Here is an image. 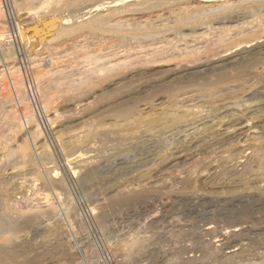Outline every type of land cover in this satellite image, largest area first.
Listing matches in <instances>:
<instances>
[{"label":"rangeland","instance_id":"374dc122","mask_svg":"<svg viewBox=\"0 0 264 264\" xmlns=\"http://www.w3.org/2000/svg\"><path fill=\"white\" fill-rule=\"evenodd\" d=\"M5 1H6L5 4L7 7L5 8V11H6L5 16L2 17L3 20L0 18L1 19L0 20V24H1L0 25V27H1L0 31H2V33H4L3 31L5 30L7 35H10L7 38V41H5V43L3 44V45H5V49L9 47L8 49H12V50L14 49V50H13V55H12L13 57L11 56L10 58H4L1 56L0 70H5L6 65H7L8 69L9 68L11 69V68L17 67V66L19 68L21 67L20 70L22 72L21 73L22 80H23V83L25 84V88L27 90L26 92L28 95H26V99L24 101L26 103H23L24 99L22 100V98L20 100H17L16 99L17 97L13 91V86L10 85V84H12L11 81L13 79L12 78L13 76L11 78H9L8 75L2 77V74H0V103L2 104V105L0 104L1 105L0 106V144H1L0 148L5 143H7L8 148H10V147L14 148V149L16 148V140H14V138L17 139V137H18V132H19V127L17 126V125H19L18 123L25 125V127H22V129L24 128V130L22 131V134L26 133V131H28V130H32L33 128L35 129L36 128L35 126L38 124L40 130H42L41 131L42 136L36 138L37 141H35L34 143L31 142L32 146H34L36 144V146H38L36 148L39 149L43 143L47 142L48 148L45 150L48 153H50L51 155L55 156L54 158H52L54 162L48 164L50 166L46 165V167H45L44 165L43 166L38 165V167H37L30 162H26V163L21 164L20 158H19V162H18V160H17L18 158L16 156L14 158L8 159L9 161L7 160V157L6 158L4 157L5 159L3 161V159L0 155V167L5 169V170H3V173H2V177L4 176L3 177L4 182H5L4 185L6 186L5 190L8 188L7 189L8 191L13 192L12 190L14 189V192L17 193L16 197L19 198L20 200L23 197L24 198H28V197L30 198L31 197L29 200H31L35 197L34 200L30 201V203L34 204L35 202H37L36 200H38L40 202V203L37 202V203H39L38 206H41V207H44V205L46 206L47 204H50V203H56L57 206H59V204L61 202L64 203L63 206H59V208L57 209L58 210L57 214L59 217L58 216L54 217L52 219L53 221L51 220V222H50V223H54L57 220L62 221V223L59 222V223H61L62 228L60 229V231L57 232V234L60 233V235L56 234V236L58 238H56V236H54V240H52V239H45L41 235L36 237L35 234L32 232L21 233V235H20L22 237L21 238L22 240L31 241L33 238H35V242L36 241L37 242L38 241L43 242V243L38 245V249H37V252H40L42 255H45L43 257L44 262H42V263L43 264H65V262H66L65 258L67 256V254H69V255L72 254V256L75 257V260H73V262H72L73 264H81V263L82 264H177V263L183 264L184 262H185L184 264H187V263L188 264H190V263L191 264H217L219 261H217V263L215 262V256L213 257V254H212L213 258L211 256H210V259L209 258L208 259L203 258L204 253H206L207 251L213 250L212 248H214L215 245L217 246L218 249H220L219 251H221L220 254H217L218 257H221L223 254H225L223 252H225L226 250H227L226 252H229L232 250H238L239 249L237 252H235L237 254L234 256L235 258L233 257V259L231 261H229L230 263L233 262V263L237 264L238 261H240V260H241V263L245 262V264H246V262L252 263V264H254V262H255V264L257 262H259V263L263 262L264 263V255H263L264 254V136H263L264 135V118H262V117H264V95H263L264 94V92H263V90H264V75H263L264 74V69H263L264 68V62H263L264 61V52H262V51L260 52L259 51L260 49H258V51H257L259 53V55H257L258 56L257 58L260 59V57H261V58H263V60H261V59L258 61L253 60L254 58L256 59V56H253L251 58H248V60L240 61L236 64H233L232 66H231V64L228 65L225 63V64H222L223 66L220 68H216L215 66H212L211 68L210 67L203 68V70H200V71H202V72H200V75L197 74L196 77L194 78L195 80H198L199 82L194 83L195 85L193 84V86L190 85L188 87H187V85H186V87H185V85L182 87L183 84L182 83L179 84V85H181V87L178 85L180 89L177 87L176 90L173 93H171V94H174V99L169 98V96L171 94L168 95V93H167V94L163 95L159 92L155 93L154 91L151 93L148 90L147 91H145V90L141 91V96H140V92L139 93L137 92L135 94L127 96L122 101H124V102L129 101V103L126 105L128 107L129 106L134 107L136 110V111L134 110V112H137V113H134L135 114L134 117H131L132 119H130V121L132 123L130 121H129V123L124 122L127 124L126 125L123 122H118V125L121 126V127H119L117 125L116 127L117 128L119 127L118 129H115L116 124L115 125H113V124L115 123V120L117 119L115 114L120 112L119 109L122 107H120L117 111V106L115 104L111 103L115 99V96L120 94L117 92L116 93L110 92L111 94H108L112 87L109 88L110 90H108V93H107V91H105L107 99L104 96V97H102L103 99L97 100V102L93 106V108H94L93 111L95 113L92 114L91 116L88 115V112H89L88 110L85 111L84 108L81 107V105L84 104V102L81 104L77 103L76 98H75L79 94H80L79 96H82L81 94L83 93V97L85 94L87 96L86 98H88L87 102L91 101L90 95L95 93V92L97 93L100 90V88H102V86H106L107 82H105V81L108 78L107 76H106L107 78L105 79V81H103L100 85L98 83L97 86H91L92 89L95 87L94 90H92L91 88H89V90H87L89 92H90V90L92 91V92H90V95H89V92L87 94V91L85 93L80 92L81 90L80 91L77 90V92H76V90L69 91V94H68L67 90L65 92V89H62V90L59 89L58 90V88H56L54 86V84H52L53 83L52 80L55 77L53 79L50 77H47V76H49V74H50V76H52V74L56 70L57 71L63 70L64 73H68L69 71L72 72V70L74 72L75 70H77L76 72H74V74H76V78H84V73H83L84 71H86L87 69L92 70V69L98 68L97 65H100V66L103 65L104 61L107 62L109 59L112 58L111 55L114 54V52L115 53L117 52L118 58L121 59L123 57L126 58L128 56V54H132L133 52H134L133 54H135V53L138 54L140 52L143 53L146 51L152 52V50H155V49H153V47L157 48L158 43H160V44H158L159 49L160 48L163 49V47L168 45V44L169 45L166 47H171V45H172L171 48H173V47L175 48V46H173V44L176 45V50H175L176 53L175 52L173 53L174 57L167 59L168 61L165 60L164 62H157L158 64L157 63L151 64V65L155 64L154 66L161 64V66L159 65V67H155L153 69V71L151 72L152 74H155V76L157 77L158 74L156 75V73L161 72V70L164 71V69L168 70V69H171L173 67L175 68V66L178 65V63H185V61L187 59L193 57V55H194L193 58L197 57V59H203V61H205L208 58H212V56H214L217 52L221 51V49L223 50V48L226 46L225 43L228 45L229 44L233 45V43L235 41H237V40H235V38L236 39L239 38L238 40H240V35L242 33L239 34L240 33L239 30L241 27L242 28L244 27L243 29L240 30L241 32H243V34L241 35V40L242 39H243V41H246L245 39L249 40L248 39L249 36H250V38H252L251 34L253 33V30H251V28L255 27L256 29H254V31L257 30L256 22H255L256 25L252 24L254 22V19H252V18H254V17L252 15L250 17V15L246 16L243 13H241V14L237 13V14H234L235 15V17L233 18L234 20L233 19L225 20L224 21L225 24H222L221 26H220V23H214L211 25L207 24V25L200 27L198 30L193 31L191 29L190 30L185 29L183 31L180 30L181 32H179V30H177L178 32H176V31H174L175 29L172 30L174 23H173V21L168 20L167 22H165L163 24V28H161L162 31L159 29V31H161V33L158 35L160 37V38L158 37L159 40L161 39L160 42L157 39V35H156V37L154 39H149V40H146L143 42L132 41V42H129L128 44L124 43V42L120 43L116 38H114V36L111 33H101V31H92V30L87 29V30H84L83 32H81L82 33V34L80 33L81 35H78L79 34L78 33V34H74V36L73 35L66 36V37H63L60 41L50 42L52 44H50L47 40V41L42 42L43 44H41V45L39 43H37L36 47L27 48L26 47V46H28L27 43H26V45H24L23 43H20L21 39H20L19 34H18L17 23H19V24L21 23L20 25L23 26V28L27 31L26 32L27 37L30 38L32 35L31 23L34 21V19H32V18H34L35 10L29 11V10L21 7L20 6L21 2L19 1L18 6H16V7H17V9L22 10V12H20V15L23 19L20 17L21 19H19V20H17V22H15V15L17 13V9H16L15 4H14L15 1L14 0H5ZM161 1L164 4H166L161 9L159 8V9L150 10V11H146V12L142 11V12L132 14V15L126 14V15H124V19L125 20L134 19L136 21H144V20L155 21L156 17L163 16V17L167 18L170 15H172L173 12H177L180 8H187V7L192 8V7L198 6V4L193 0H161ZM187 1H189V2H187ZM222 1L223 0H216L215 2L219 4V2L221 3ZM215 2L213 3V5H216ZM206 5H209V4H206ZM68 12L69 11H63L62 13L61 12L56 13V15L59 14L61 16H64L65 18H70L71 20H73V17H74L75 21H76V19H78V17H80V15L82 17L84 15L83 11H81L83 14L80 12V15H79V12L70 11V13H72V14H69ZM31 13H33V14H31ZM73 14H74V16H73ZM27 15H29V18ZM95 15H97V14H95ZM237 15L238 16L240 15V16L238 17ZM82 17H80L79 20H77V22L81 21ZM245 18H246V20L248 18L251 20L248 19L247 20L248 23H247ZM47 20H49V17H47L46 19H43L42 21L44 22ZM3 24H5V25H3ZM216 24L220 27V30ZM213 25L216 26L217 28L214 27ZM223 25L226 26L225 29L230 28V32L233 31V32H231V35H232V37L234 36L233 37L234 39L231 37L230 33L228 34V36L226 33H224L225 29H223ZM239 26H240V28H239ZM234 27H236V28H234ZM249 27H251V28H249ZM237 29H239V30L237 31ZM246 29L247 30L250 29L251 32L250 31L248 32ZM222 30H223V32H222ZM236 31H237V33L239 32L238 33L239 35L236 33ZM245 32L248 33V34L246 33L247 35L245 34L246 37L244 36ZM249 33H251V34L249 35ZM200 34H204V35H200ZM216 34H218V35H216ZM225 34H226V36H225ZM235 34H236V36H235ZM162 35H164L165 37ZM195 36H197L199 38L201 37V38L199 39ZM230 37H231V39H230L231 41L229 40ZM242 37H245V39ZM195 38L197 40L198 39L199 40L197 41V40H195ZM222 40H224V41L228 40L229 43H228V41L224 42ZM241 40H240V42H241ZM157 41H158V43H156ZM232 41H234V42H232ZM73 42L76 44H74ZM152 42L153 43L155 42L154 46H153ZM215 42H217V44H215ZM240 42H238V43H240ZM119 43H120V45H119ZM220 43L221 44L224 43V44L220 45ZM236 43L237 42H235V44ZM123 44H125V45L123 46ZM199 45H201V46H199ZM216 45H217V48H215ZM223 45H224V47H223ZM228 45L226 47H228ZM139 46L141 47V49ZM143 46H145V47H143ZM146 46H148V49H146L147 48ZM129 47L131 48L130 52H128L130 50ZM166 47H164V48H166ZM226 47L224 48V50L230 48V46L228 48H226ZM79 48H81V49H79ZM192 48H194V49H192ZM197 48L199 49L200 53L198 52V50H196ZM213 48H214V50H213ZM238 48H240V46L235 48L232 51H235ZM139 49H140V51H139ZM187 49H190V50H187ZM201 49L202 50L204 49V50L202 51ZM69 50H71V51H69ZM84 50L90 51V52H92V50H93L92 54L96 55L98 57V60H99L98 62L102 61L101 63H103V64L100 63V64L96 65V62H94V63L93 62H91V63L86 62L83 58ZM98 50L99 51L101 50L100 51L101 53ZM192 51H193V53H192ZM47 52H48V54H47ZM78 52L80 53L79 55H78ZM181 53H183V56L181 55ZM212 53H213V55H211ZM66 55L68 57H66ZM80 55H82V57H80ZM195 55H196V57H195ZM260 55H262V56H260ZM49 58H51V60ZM125 58H123V59H125ZM183 58H185L186 60L185 59L183 60ZM259 61H260V64L258 63ZM16 62H18V63H16ZM37 63L40 64L38 66H41L43 64L42 66L44 68V69H42V66H41L42 71H40L41 73H39V74H37V72L34 71V67L36 66L34 64H37ZM56 63H58V64H56ZM143 64L137 65L138 70L144 71L146 69L145 71H148L149 69H147V67L145 68V66L147 64H145V63H143ZM162 64H167L168 66H166V65L164 66ZM240 65L241 66L244 65L245 67L243 66L244 68H242ZM249 65H250L251 70H254V72H255V73H253V71H252L251 75H250L251 70L248 69ZM147 66H148V68H150L149 67L150 65H147ZM239 66L243 70L238 69ZM246 67H247V70H246ZM219 69L220 70L223 69L224 71L221 70L222 71L221 72ZM255 69H257V70H255ZM262 69H263V71L261 72ZM225 71L228 74V76H227L226 80L220 81L221 80L220 75L224 76ZM257 72L259 75L257 74ZM4 74H8V71H5ZM248 74L250 76H248ZM253 74L254 75L256 74L255 77ZM40 75L42 77H40ZM43 76L44 77L46 76L45 78H47V79L46 80L42 79V78H44ZM158 76L161 77L162 75L161 76L158 75ZM258 76H259V78H257ZM159 77H157V78H159ZM186 77H188V76H186ZM37 78L40 80H38ZM48 78H49V80H48ZM254 78H257L258 80L254 79ZM140 79H141V81H140ZM203 79H204V81H202ZM262 79H263V81H262ZM41 80H43L44 82L43 81L41 82ZM142 80L145 81V77L143 75H139L138 77H136L134 79L133 86L139 85V83H142ZM218 80H219V82H216ZM8 81H10V82H8ZM37 81H40V82H37ZM47 81H48V83H47ZM50 82H52V83H50ZM176 83H178V82H176ZM213 83L215 84L214 85L215 88L213 87L214 90H213V92L211 91L210 93H212V94H210L209 91H210V89H213L212 88ZM50 84H52V85H50ZM8 85H10V86L7 89L6 87H8ZM228 85H229V87H228ZM258 85H259V87H258ZM53 86L55 87V90H53L55 92H51L53 89ZM216 86L219 87L220 93L217 92L219 90L216 91V89H218ZM239 86H241V87H239ZM253 87H257L256 88L257 91L255 89H252ZM49 88H50V90H49ZM201 88H203V89H201ZM259 88L261 90H259ZM186 89H187V91H186ZM228 89H229V91H228ZM248 89L249 90L252 89V90L248 91ZM44 90H46V91H44ZM40 91H41V93H40ZM111 91H113V90H111ZM214 91H216V92H214ZM241 91H242V93H241ZM74 92H75V94H74ZM50 93H55V94L52 95ZM99 93H97V95ZM145 93H148V94L146 95ZM175 93L178 95L181 93L182 94L177 96ZM214 93H215V95H214ZM73 94L75 97L73 96ZM113 94H115V95H113ZM153 94H154V96H152ZM156 94H158V95H156ZM194 94H196V95H194ZM48 95H52L54 98L53 97L51 98V96H48ZM13 96H15L16 103H12L11 99L14 98ZM138 96H139V99L137 98ZM148 96H150V97H148ZM217 96H218V98H217ZM247 96H249V97H247ZM257 96L258 97L260 96V97L258 98ZM9 97L10 98L12 97V98L8 100ZM147 97H148V99H147ZM154 97H156V98H154ZM160 97H162V99H160ZM189 97L192 99H190ZM243 97H245V99ZM27 98H29V99H27ZM50 98H51V100H49ZM69 98H70V100H69ZM71 98L73 99V101ZM187 98L189 100H187ZM201 98H202V100H201ZM238 98H239V101H237ZM240 98L243 100H241ZM82 99L84 100V98H82ZM105 99H106V101H105ZM111 99H113V100H111ZM134 99L138 103H134ZM206 99H207V101H205ZM21 100H22V102H21ZM27 100L30 102L29 104L31 105V107L28 104ZM48 100H49V102H48ZM92 100H93V98H92ZM132 100H133V102H132ZM148 100H150V101H148ZM171 100H172V102H171ZM177 100L180 102L182 101V102L180 103ZM199 100H201V101H199ZM232 100L234 102H232ZM87 102H85V103H87ZM244 103L245 104L247 103V106ZM158 104L160 105V108H159ZM161 104H162V106H164V108L162 107V109H161ZM197 104H198V106H197ZM227 104H228V106H227ZM236 104H240V105H236ZM257 104H259L260 106L259 105L257 106ZM77 105H79V107ZM148 105H149V107H148ZM248 105H251V106H248ZM13 106H14V109H13ZM165 106L167 107V109L165 108ZM173 106H176V107H173ZM138 107H139V109H138ZM151 107H153V108L151 109ZM180 107L183 109L182 111H181ZM214 107H216V108H214ZM218 107H221V108L218 109ZM31 108H32V110H31ZM196 108H199V109H196ZM193 109H195V110H193ZM72 110H73V112H72ZM191 110H192V112H191ZM56 111L58 113H56ZM68 111L69 112L71 111V114ZM169 111H171V112H169ZM30 112L34 115L35 119L37 120L36 121L37 124L35 123V120H34V123H33V121H30V123L28 122V120H27L28 116H30V115L33 116ZM145 112H147V113H145ZM162 112H164V113H162ZM181 112H183L182 115H181ZM200 112H202V113H200ZM27 113H28V115H26ZM68 113H69V115H68ZM195 113H196V115H194ZM156 115H158V116H156ZM153 116L158 117L159 119L161 118V119H160L159 123L157 122L158 124L156 123L154 126H151L148 124V122H149L150 118ZM178 116H179V118H178ZM62 117H63V119H62ZM180 117H181V120L182 119H184V120L177 122V120H175V118L176 119L178 118V120H179ZM139 118H142V119H139ZM188 118H189V120H188ZM48 119L49 120L52 119V120L49 121ZM53 120H55V123ZM240 120H241V122H240ZM25 121H27V124L25 123ZM120 121H121V119H120ZM227 121H229V122H227ZM243 121H244V123H243ZM179 122H180V125H179ZM103 123H104V125H108L105 128V130L103 127H101V129H98V128H100L99 127L100 124H103ZM214 123H216V124H214ZM239 123L244 124L247 127L249 126V128H252V129L249 131H247V129H246V131L242 132V135L240 137H237V136L234 137V135L240 133V132L235 133L236 129H238L240 127L239 125L238 126L236 125ZM207 124H209V125H207ZM122 125L124 128L122 127ZM231 125L233 127L236 126V129L234 128L235 130H233V128H232L231 130H229ZM28 126H30V127H28ZM50 126L53 129L50 128ZM210 126L211 127L214 126V128H215V129H213L214 131H212ZM152 127H153V130L151 129ZM202 127L206 131L203 130ZM226 127H228L229 129ZM255 128H257V129H255ZM197 129H199V130L201 129L200 132ZM227 129H228V131H227ZM55 130L56 131L58 130L57 134H56ZM88 131L89 132H95L96 135L98 134L97 137L95 136L96 137L95 138L93 136V138L91 137V139H90V137L88 136L89 138L87 139L86 133H89ZM102 131L105 134H102L103 133ZM107 131H109V132L107 133ZM194 131H197V133L193 136L192 134H194ZM226 131L227 132L230 131L231 133H234V135L230 136V135L224 134V132L226 133ZM12 132H13V134H12ZM16 132H17V134H16ZM111 132H113V134H115V135H113ZM60 133H61V135H59ZM62 133H63V136H62ZM106 133H107V135H106ZM208 133H209V135H208ZM109 134L111 136H109ZM185 134H186L187 138L185 137ZM217 134H218V136H216ZM219 134L221 137L222 136L223 137L221 138L219 136ZM100 135H102V136H100ZM104 135L106 137H104ZM225 135H227V137ZM259 135H260V138L258 139ZM60 136H62L63 138H61ZM254 136L255 137L257 136V137L255 138ZM10 137L13 139H11ZM57 137H59V140ZM179 138H180V140H179ZM225 138H227L228 141ZM79 139H80V141H79ZM85 139H87V140H85ZM92 139L95 141H93ZM235 139H236V141H235ZM254 139H255V141H254ZM5 140H6V142H5ZM77 141H79L78 144L80 143V145L73 143V142L77 143ZM84 141L85 142L87 141V142L85 143ZM62 142L64 145L62 144ZM81 142L85 143L84 144L85 146ZM257 142L259 145L256 144ZM8 143H9V145H8ZM91 143L94 145V147H93V145H91ZM237 143H239V144H237ZM175 144H176V147L175 146L173 147V145H175ZM77 145H78V147L81 146L80 149L78 147H75ZM90 145H91L92 151L90 150ZM201 145H204L205 147L204 146L202 147ZM245 145H247L246 147H248V148H246ZM251 145H252V147H251ZM236 146H238V147H236ZM225 147H227V148H225ZM75 149H77V150H75ZM82 149H84V150H82ZM168 149H170L169 151L170 152L172 151V153H169ZM193 149H194V151H193ZM206 149H207V151H206ZM232 149H235V150H232ZM41 150L43 151V149H41ZM41 150L39 149L37 153H41L42 152ZM227 150H229L230 152L227 153ZM240 150H243V153ZM77 152H79L84 158V168H82L83 172H82V169L77 170L79 172L78 175L76 176L77 182H76V180H74L75 178H71L69 176L66 177L67 188L69 190H67V192H64L65 195L63 194L64 195V196L62 195L63 198L60 199L59 197H57V193L55 192L56 191L55 189H53L52 187H49L48 185H45V182H46V179H45L46 176L45 175H47L49 173H52V175H53L52 170L55 169L54 167H56V169H58L57 171H59V173L61 175H65L66 173H65L63 165L65 164L66 159L71 157L72 155L76 154ZM240 152L243 154V157H242V154L240 155ZM0 153L2 154L3 152L0 151ZM158 153H159V155H158ZM233 153H235V154H233ZM217 154H219V155H217ZM224 154H226V155H224ZM166 155H168V156H166ZM233 155H234V157H233ZM179 156H180V158H179ZM227 156H229V157H227ZM162 157L163 158L165 157V158L163 159ZM221 157L223 159H221ZM224 157L226 158V160ZM177 158H179V159H177ZM60 159H61V161H60ZM210 159H211V161H210ZM230 160L232 161L233 164L231 163ZM234 160H237V161H235V163H234L233 162ZM12 161H14L15 163H13ZM3 162H4V164H2ZM86 162H87V164H86ZM188 162H191V163L188 164ZM5 163H8V164L6 165ZM27 163H29V164L27 165ZM91 163H93L95 166H93V164H91ZM236 163H239L238 166H236L237 165ZM18 164L20 166H18ZM191 164H193L195 167ZM246 164H247V166H246ZM5 165L7 166L6 168H5ZM30 165H31V167H30ZM190 165H191V167H190ZM209 165H210V167H209ZM32 166L36 167V169ZM248 166H250V167H248ZM253 166H254V168H253ZM14 167L16 170L14 169ZM88 167L95 169L96 177L98 176L97 178L95 177L94 179H92L93 181L92 180H86L85 181V179H84V177L86 175L85 174L86 172L84 173V171H86V168H88ZM259 167H261V168H259ZM39 168H40V170H39ZM51 168H53V169H51ZM172 168H173V170H172ZM246 168H248V170ZM231 169H233V170H231ZM37 170L43 172L42 174H40V177L44 178V179H41L39 176H38V179H36L37 178L36 174L40 173V172L37 173L38 172ZM44 170H45V172H44ZM47 170H48V173L46 172ZM137 170L139 172V175H138ZM147 170H148V172H146ZM241 170H243V171H241ZM202 171H205V173ZM168 173H170V175ZM213 173H215L214 174L215 176L213 175ZM43 174H45V175H43ZM66 175H68V174H66ZM140 175L144 178H142ZM147 175H148V177H146ZM191 175H192V177H191ZM78 176H79V178H78ZM80 177L82 180L80 179ZM164 179L168 180L167 181L168 183ZM206 179H207V181H206ZM131 180H132V182H131ZM190 180L194 183L199 182V183H196L197 185H195V187H197V188H195V189L193 188L194 190H185V187L187 186V184H189L191 182ZM186 181H187V183H185ZM150 182H152V183H150ZM110 183H111V185H110ZM114 184L116 185V187ZM140 184H141V186H146V188H149L150 186L156 187V185H157L158 188L156 187L155 189L158 191L157 192L158 194L156 193V194L151 195L149 197L150 199L148 198L147 200L144 201V203L140 202L141 205H140V203H138L135 206L134 205L131 206L133 209H131L130 207L124 208L125 212H124V210L110 211V210H108L109 208H107L106 205H104V203H106V202H103L104 200H102V199L104 197V194L107 193V191L108 192L112 191L113 189H115L117 187H120L121 189L127 188L128 190H131L132 188H135V186H136V188H138V185H139L138 189H140ZM165 184H167V185H165ZM212 184H213V186H211ZM172 185H174V186H172ZM44 186L45 187L47 186L48 188L47 187L44 188ZM214 186H216V187H214ZM243 186L245 187V189ZM110 187H112V189L106 190ZM223 188H225V189H223ZM50 189H51V191H50ZM70 189L72 191H70ZM229 189H230V191H234L233 195L228 193ZM128 190H126V191H128ZM224 190H226L225 193H224ZM58 191L60 192V190H58ZM34 192H36V193H34ZM103 192H104V194H103ZM185 192H187V193H185ZM220 192H221V194H220ZM38 193H41V194H38ZM71 193H73V194H71ZM55 194H56V196H55ZM66 196H70V198H72V199H70ZM37 197L40 198L41 201L39 199H36ZM55 197H57V198L55 199ZM213 197H215V198H213ZM48 198H49L50 203L47 202ZM33 201H34V203H33ZM159 201H160V203H158ZM201 201H203V202H201ZM259 202H260V204H259ZM97 203L98 204L100 203V204L98 205ZM190 203H192V204H190ZM70 205H72V207ZM96 206H97V208H96ZM99 206L102 207L103 210ZM1 207H2V205L0 206V208ZM69 207H71V209H73L71 211H74V210L75 211L70 212ZM105 207L107 208V210ZM64 208L66 211L64 210ZM128 208H130V209H128ZM100 209L102 212L100 211ZM238 210H240V211H238ZM59 211H60V213H59ZM106 211L110 212L114 216H112L110 213H108L106 215V213H105ZM70 213L71 214L73 213L72 214L73 216ZM78 213L80 215H79V217L77 216L76 218L77 219L79 218V219L76 220L75 216L78 215ZM103 213L105 215H103ZM67 214H68V216L69 215L70 216L69 217L66 216ZM253 214H255V216H253ZM100 215L101 216L103 215V217H100ZM225 216H227V217H225ZM73 217L75 218V220H73L74 219ZM69 218L70 219L73 218V219L70 220ZM81 219H83V220H81ZM68 220H69V222H68ZM253 220H254V223H253ZM215 221L218 223H216ZM232 221H234V222H232ZM246 222H248L249 224ZM82 223H83V226H82ZM62 224L65 225V227H63ZM78 225H80V226L77 227ZM211 227L213 230L212 229L207 230L208 228H211ZM67 228H69V229H67ZM71 228L73 229V231ZM235 228L243 229L244 232L240 238L234 239V238H232V236H230V234H229L230 231H232V229H235ZM76 230H78V231L75 232ZM61 231H62V234H61ZM220 232L223 234H227V238L222 245H220L221 243L217 242V241H219V239H224V238H221V236L223 234H220ZM30 233H31V235H30ZM136 233H137V235H136ZM133 235H136L139 238L141 236V238L139 240L142 239L143 243L142 242L140 243V241H139L140 244L139 245L137 244V245H138V248H140V245H142L144 247H142V249L140 248V250L139 249L135 250V247H136L135 246L134 251L132 249V250H129V252L128 251L126 252L127 249L121 248V243L123 240H125L123 242H126L127 240H129L128 238H130ZM214 235L215 236L217 235V236L215 237ZM244 235H246V236H244ZM60 236H63V237L60 238ZM67 236H69V237H67ZM75 236H77V237H75ZM212 237H213V239H212ZM234 240H235V242H234ZM44 242H46V243H44ZM197 242H199V243H197ZM143 244H145V245H143ZM201 246H202V248H201ZM221 246H223V247L221 248ZM204 247H206V249ZM209 247L211 249L207 250ZM229 247H230V249H227ZM257 247H258V249H257ZM118 248L119 249L121 248L120 252H119V250H117ZM90 249H91V251H90ZM124 249H125V251H124ZM224 249H226V250H224ZM127 253H129V254L127 255ZM90 254H91V256H90ZM170 256H171V258H169ZM186 256L187 257L189 256V257L187 258ZM200 256H201V258H200ZM160 258H161V260H159ZM162 258H163V260H162ZM167 259L170 261H168ZM188 259H190V260L192 259L194 262L192 260H191L192 261L191 262ZM243 260H245V261H243ZM201 261H202V263H201ZM72 263H70V264H72ZM230 263L227 262L226 264H230Z\"/></svg>","mask_w":264,"mask_h":264},{"label":"bare ground","instance_id":"6f19581e","mask_svg":"<svg viewBox=\"0 0 264 264\" xmlns=\"http://www.w3.org/2000/svg\"><path fill=\"white\" fill-rule=\"evenodd\" d=\"M15 1V2H14ZM13 2H14V4H15V7L16 6H18V4H19V1L21 2V4H20V6L21 7H23V8H25V9H27V10H29V11H32V10H35V12H34V18H32V19H34V21L31 23V31H32V35H31V37L30 38H28L27 37V35H26V30L23 28V26H21L19 23H17V29H18V34H19V37H20V43H23L24 45H26V43L28 44V46H26L27 48H30V47H36V44L37 43H39L40 45L41 44H43L42 42H44V41H47L48 40V42L50 43V42H57V41H60L63 37H66V36H71V35H73L74 36V34H78V35H81L82 33L81 32H83L84 30H92V31H101V33H111L113 36H114V38H116L120 43L122 42H124V43H129V42H132V41H137V42H143V41H146V40H149V39H154L155 37H156V35H157V39L159 40V34L161 33V28H163V24L165 23V22H167L168 20H170V21H173V23H174V26H173V28H172V30H174V31H176V32H178L177 30H179V32H181L180 30H185V29H191V30H198L200 27H202V26H204V25H207V24H214V23H220V26L222 25V24H225V20H231V19H233L234 17H235V15L234 14H241V13H243L244 15H250V17H251V15L254 17V18H252V19H254V22L252 23V24H255V22H256V24H257V30H255L254 31V29H256L255 27L254 28H251V27H249V28H251V30H253V33L251 34V33H249V35L251 34L252 35V38H250V36H249V40H247V39H245V34L247 33V32H245L244 33V36L245 37H242V38H244L246 41H243V39L241 40V35L243 34V32H241L240 30L241 29H243L242 27L240 28V26H239V28H240V30L239 29H237V31L239 30V34H241L240 35V40H241V42H240V40H238V39H236L235 38V40H237V41H235V42H237L236 44H235V42L234 41H232V42H234L233 43V45H228V44H226L225 43V45L227 46L228 45V47L230 46V48H228V47H226V48H228V49H226V50H224V45H223V50L221 49V51H219V52H217L214 56H212V58H208V59H206L205 61H203V59H197V57H196V55H195V57L196 58H193L194 57V55H193V57H191V58H189V59H185V58H183V60L185 59L186 61H185V63H178V65H176L175 66V68L173 67V68H171V69H168V70H166V69H164V71H162L161 70V72H159V73H156V75L158 74V75H162L161 77H159L158 75H157V77H159V78H157L156 76H155V74H152L151 72L153 71V69L155 68V67H159V65L161 66V64H159V65H157V66H154V65H151V64H153V63H157V62H164L165 60H167V59H169V58H172V57H174L173 56V53L175 52L176 53V45H174L173 44V46H175V48L173 47V48H171L172 47V45H171V47H166V46H168V45H166V46H164V47H166V48H164L163 47V49H159L158 47H159V45L158 44H160V43H158V41L156 42V43H158L157 44V48H155V47H153L154 46V43L152 42V44H153V49H155V50H152V52H150V51H146V52H140V53H138V54H128V56L125 58V57H123V58H125V59H123V58H121V59H119L118 58V53L116 52H114V54H112L111 56H112V58L111 59H109L107 62L106 61H104V64L103 63H101L102 61H100V62H98L99 60H98V57L96 56V55H94V54H92L93 53V50H92V52H90V51H86V50H84V55H83V58H84V60L86 61V62H89V63H91V62H96V65L97 64H103V65H97V67L98 68H95V69H92V70H90V69H87L86 71H84L83 73H84V78H76V74H74V72H76L77 70H75L74 72H73V70H72V72H70L69 70V72L68 73H64L63 72V70L61 71H55L53 74H52V76H50V74H49V76H47V77H50V78H54L52 81H53V83L52 82H50V83H52V84H54V86L56 87V88H58V90L59 89H65V92H66V90H67V92H68V94H69V91H74V90H76V92H77V90L78 91H80V92H86L87 90H89V88H91V86H97V84L99 83V85L103 82V81H105V79H106V81L105 82H107L106 83V86H102V88H100V90L97 92V93H99L98 95H97V93L95 92V93H93V94H91L90 95V92H92L91 90H90V92L89 91H87V94H88V92H89V95L91 96V101H89V102H87V100H88V98H86L87 96L84 94V97H83V93L81 94L82 96H79V95H77V97H75L74 96V94H75V92H74V94H73V96L76 98V102L77 103H83L84 102V104H82L81 105V107L82 108H84V110L85 111H89L88 112V115H92V114H94L95 112L93 111V106L95 105V103L97 102V100H101V99H103L102 97H106V92L105 91H107V93H108V90H110L109 88H111V90H113V91H109V93L108 94H111L110 92H117V93H120L119 95H117V96H115V99L113 100V99H111V100H113L111 103L112 104H115L116 106H117V111H118V109L120 108V107H122V108H120L119 109V111L120 112H118L117 114H115V116H116V120H115V123L113 124V125H115V127L118 125V122H128L129 123V121H130V119H132L131 117H134V113H137V112H134V110H135V108L134 107H128L126 104H128L129 103V101L127 102H124V101H122L124 98H126L127 96H129V95H132V94H135V93H139L140 92V96H141V91H143V90H145V91H150L151 93L154 91L155 93H157V92H159V93H161V94H167L168 93V95H170L171 93H173L175 90H176V88L178 87L179 88V86L181 87V85H179V84H183L182 85V87L185 85V87H186V85H187V87L188 86H190V85H192L193 86V84L194 83H198L199 81L198 80H195L194 78L196 77V75L197 74H199L200 75V72H202V71H200V70H203V68H207V67H212V66H215L216 68H220V67H222L223 65L222 64H231V66L233 65V64H236V63H238V62H240V61H244V60H248V58H251V57H253V56H256V59L254 58H252L253 60H263V58H261L260 56H262V55H260L259 57H260V59L259 58H257L258 56L257 55H259V53L257 52L258 51V49H260L259 51L261 52H264V0H223L221 3L219 2V4L218 3H216L215 1L216 0H193V1H195L197 4H198V6H195V7H192V8H190V7H187V8H180L177 12H173V14L172 15H170L169 17H167V18H165V17H163V16H158V17H156V20L155 21H150V20H144V21H136V20H134V19H131V20H129V19H127V20H125L124 19V15H126V14H136V13H139V12H146V11H150V10H155V9H161L164 5H166V4H164L161 0H14ZM192 1V2H193ZM186 2V1H185ZM187 2H189V1H187ZM216 3V5H213V3ZM6 1L5 0H0V18L2 19V17H4L5 16V8L7 7L6 6ZM11 3V2H10ZM170 4V3H169ZM206 4H209V5H206ZM19 6V7H20ZM16 9H17V7H16ZM26 10V11H27ZM63 11H69L68 13L69 14H72V13H70V11H74V12H79V15H80V12L81 11H83L84 12V15H83V17L80 15V17H82V20L81 21H79V22H77V20H79V18L80 17H78V19H76V21L74 20V17H73V20H71L70 18H65L64 16H61V15H56V13H59V12H63ZM20 12H22V10H19V9H17V13H16V15H15V22H17V20H19V19H21L22 17H21V15H20ZM24 12V11H23ZM82 13V12H81ZM31 14H33V13H31ZM64 14V13H63ZM83 14V13H82ZM95 14H97V15H95ZM65 15V14H64ZM28 16V18H29V15H27ZM31 16V15H30ZM33 16V15H32ZM73 16H74V14H73ZM238 16V15H237ZM240 16V15H239ZM238 16V17H239ZM21 17V18H20ZM47 17H49V20H47V21H42L43 19H46ZM68 17V16H67ZM72 17V16H71ZM126 18V17H125ZM256 18V19H255ZM0 19V20H1ZM23 19V18H22ZM237 19V18H236ZM249 19V18H248ZM247 19V20H248ZM3 20V19H2ZM234 20V19H233ZM245 20H246V18H245ZM246 20V21H247ZM249 20H251V19H249ZM30 21V20H29ZM28 21V22H29ZM32 21V20H31ZM245 21V22H246ZM253 21V20H252ZM251 21V22H252ZM14 22V23H15ZM13 23V24H14ZM232 23V22H231ZM247 23H248V21H247ZM228 24V23H227ZM226 24V25H227ZM244 24V23H243ZM250 24V23H249ZM255 24V25H256ZM1 25V24H0ZM3 25H5V24H3ZM217 25V24H216ZM236 25V24H235ZM241 25V24H240ZM248 25V24H247ZM251 25V24H250ZM165 26V25H164ZM209 26V25H208ZM214 26V25H213ZM242 26V25H241ZM249 26V25H248ZM212 27V26H211ZM214 27H216V26H214ZM217 27H219L218 25H217ZM216 27V28H217ZM231 27V26H230ZM233 27V26H232ZM246 27V26H245ZM253 27V26H252ZM1 28V27H0ZM9 28V27H8ZM213 28V27H212ZM226 28V26H224L223 25V29H225ZM234 28H236V27H234ZM6 29V28H5ZM159 29L161 30V31H159ZM233 29V28H232ZM231 29V30H232ZM218 30V29H217ZM216 30V31H217ZM219 30H220V27H219ZM234 30V29H233ZM245 30V29H244ZM247 30V29H246ZM251 30L249 29V30H247L248 32L250 31L251 32ZM237 31H236V33H237ZM4 33H2V31H0V62H1V56L2 57H4V58H10L12 55H13V50L12 49H8V48H6L5 49V45H3L4 43H5V41H7V38L10 36V35H7V33H6V31L4 30L3 31ZM222 32H223V30H222ZM221 32V33H222ZM231 32H233V31H231ZM231 32H230V28L229 29H225L224 30V33H226L227 34V36H228V34L230 33V35H231ZM81 33V34H80ZM171 33V32H170ZM217 33V32H216ZM219 33V32H218ZM237 33V34H238ZM173 34V33H172ZM223 34V33H222ZM226 34H225V36H226ZM238 34V35H239ZM248 34V33H247ZM246 34V35H247ZM100 35V34H99ZM200 35H204V34H200ZM216 35H218V34H216ZM229 35V36H230ZM72 36V37H73ZM76 36V35H75ZM85 36V35H84ZM162 36H164V35H162ZM235 36H236V34H235ZM77 37V36H76ZM75 37V38H76ZM159 37V38H158ZM165 37V36H164ZM185 37V36H184ZM187 37V36H186ZM195 37H197V36H195ZM231 37H232V35H231ZM231 37L229 38V40L231 39ZM234 37V36H233ZM232 37V38H233ZM238 37V36H237ZM11 38V37H10ZM162 38V37H161ZM197 38H199V37H197ZM201 38V37H200ZM199 38V39H200ZM226 38V37H225ZM79 39V38H78ZM185 39V38H184ZM198 39V40H199ZM205 39V38H204ZM227 39V38H226ZM225 39V40H226ZM234 39V38H233ZM11 40V39H10ZM64 40V39H63ZM62 40V41H63ZM161 40V39H160ZM160 40H159V42H160ZM195 40H197L196 38H195ZM197 40V41H198ZM61 41V42H62ZM154 41V40H153ZM196 41V42H197ZM222 41H224V40H222ZM228 41V40H227ZM227 41H224V42H227ZM231 41V40H230ZM64 42V41H63ZM81 42V41H80ZM85 42V41H84ZM98 42V41H97ZM148 42V41H147ZM146 42V43H147ZM170 42V41H169ZM187 42V41H186ZM203 42V41H202ZM231 42V43H232ZM238 42H240V43H238ZM59 43V42H58ZM74 43V42H73ZM120 43H119V45H120ZM228 43H229V41H228ZM50 44H52V43H50ZM56 44V43H55ZM74 44H76V43H74ZM88 44V43H87ZM164 44V43H163ZM204 44V43H203ZM211 44V43H210ZM215 44H217V42H215ZM222 44H224V43H222ZM221 43H220V45H222ZM21 45V44H20ZM49 45V44H48ZM69 45V44H68ZM125 44H123V46H124ZM150 45V44H149ZM194 45V44H193ZM205 45V44H204ZM219 45V44H218ZM46 46V45H45ZM50 46V45H49ZM127 46V45H126ZM163 46V45H162ZM199 46H201V45H199ZM213 46V45H212ZM232 46V47H231ZM240 46V48H238L237 50H235V51H232V50H234L235 48H237V47H239ZM7 47V46H6ZM13 47V46H12ZM121 47V46H120ZM136 47V46H135ZM134 47V48H135ZM140 47V46H139ZM143 47H145V46H143ZM147 48L146 49H148V46H146ZM198 47V46H197ZM48 48V47H47ZM54 48V47H53ZM130 48V47H129ZM179 48V47H178ZM215 48H217V45H216V47ZM79 49H81V48H79ZM124 49V48H123ZM136 49V48H135ZM140 49H141V47H140ZM140 49H139V51H140ZM180 49V48H179ZM186 49V48H185ZM192 49H194V48H192ZM56 50V49H55ZM145 50V49H144ZM178 50V49H177ZM187 50H190V49H187ZM196 50H198V52H199V49L197 48ZM202 50V49H201ZM204 50V49H203ZM202 50V51H203ZM213 50H214V48H213ZM69 51H71V50H69ZM74 51V50H73ZM77 51V50H76ZM75 51V52H76ZM83 51V50H82ZM99 51V50H98ZM101 51V50H100ZM99 51V52H100ZM131 51V48H130V50L128 51V52H130ZM133 51V50H132ZM186 51V50H185ZM218 51V50H217ZM53 52V51H52ZM80 52V51H79ZM78 52V55L81 53H79ZM127 52V53H128ZM136 52V51H135ZM197 52V51H196ZM197 52V53H198ZM215 52V51H214ZM58 53V52H57ZM101 53V52H100ZM125 53V52H124ZM186 53V52H185ZM192 53H193V51H192ZM200 53V52H199ZM47 54H48V52H47ZM63 54V53H62ZM74 54V53H73ZM72 54V55H73ZM77 54V53H76ZM179 54V53H178ZM127 55V54H126ZM181 55L183 56V53H181ZM185 55V54H184ZM211 55H213V53L211 54ZM55 56V55H54ZM61 56V55H60ZM64 56V55H63ZM101 56V55H100ZM124 56V55H123ZM188 56V55H187ZM13 57V56H12ZM43 57V56H42ZM59 57V56H58ZM66 57H68L67 55H66ZM76 57V56H75ZM79 57V56H78ZM80 57H82V55H80ZM52 58V57H51ZM51 58H49L50 60H51ZM62 58V57H61ZM64 59V58H63ZM68 59V58H67ZM205 59V58H204ZM6 60V59H5ZM59 60V59H58ZM101 60V59H100ZM182 60V59H181ZM182 60V61H183ZM250 60V59H249ZM4 61V60H3ZM35 61V60H34ZM55 61V60H54ZM60 61V60H59ZM63 61V60H62ZM168 61V60H167ZM29 62V61H28ZM181 62V61H180ZM264 62V61H263ZM262 62V63H263ZM16 63H18V62H16ZM35 63V62H34ZM59 63V62H58ZM58 63H56V64H58ZM61 63V62H60ZM143 63H145V64H147V65H150L149 67L150 68H148V66L146 65L145 66V68L147 67V69H149L148 71H141V70H138V68H137V65H139V64H143ZM259 64H260V61L258 62ZM261 63V64H262ZM6 64V63H5ZM8 64V63H7ZM14 64V63H13ZM158 64V63H157ZM34 65H36L35 67H34V71L35 72H37V74H39V73H41L40 71H42L41 70V66L43 65H41V66H38V65H40V64H34ZM95 65V66H96ZM144 65V64H143ZM162 65H166V66H168L167 64H162ZM170 65V64H169ZM1 66V65H0ZM17 66V65H16ZM100 66V67H99ZM142 66V65H141ZM226 66V65H225ZM230 66V67H231ZM241 66V65H240ZM238 67V69H241V67L242 68H244L243 66H241V67ZM247 66V65H246ZM4 67V66H3ZM54 67V66H53ZM143 67V66H142ZM253 67V66H252ZM258 67V66H257ZM21 68V67H20ZM20 68L17 66V67H13V68H7V65H6V69L5 70H0V74H2V77H4V76H6V75H8V77L9 78H11L12 76V84H10V85H12L13 86V91H14V93H15V95H16V99L17 100H20L21 98H22V100H23V103H26V102H24L25 101V99H26V95H28L27 94V90H26V88H25V84L23 83V80H22V75H21V70H20ZM52 68V67H51ZM90 68V67H89ZM235 68V67H234ZM42 69H44L43 68V66H42ZM64 69V68H63ZM142 69V68H141ZM225 69V68H224ZM232 69V68H231ZM248 69H250L251 70V68H250V65H249V68ZM264 69V68H263ZM263 69L261 70V72L263 71ZM209 70V69H208ZM211 70V69H210ZM220 70V69H219ZM221 70H223V69H221ZM220 70V71H221ZM237 70V69H236ZM241 70H243V69H241ZM240 70V71H241ZM246 70H247V67H246ZM255 70H257V69H255ZM5 71H8V74H4V72ZM46 71V70H45ZM44 71V72H45ZM224 71V70H223ZM238 71V70H237ZM239 71V72H240ZM253 71V73H255L254 72V70H251L250 71V75L252 74L251 72ZM43 72V73H44ZM222 72V71H221ZM233 72V71H232ZM244 72V71H243ZM208 73V72H207ZM260 73V72H259ZM27 74V73H26ZM47 74V75H48ZM205 74V73H204ZM232 74V73H231ZM230 74V75H231ZM234 74V73H233ZM257 74H258V72H257ZM42 75V74H41ZM40 75V77H42ZM139 75H143L144 77H145V81H143L142 80V83H139V85H137V86H133V82H134V79L136 78V77H138ZM202 75V74H201ZM217 75V74H216ZM249 74H248V76H250ZM254 75V74H253ZM256 75V74H255ZM255 75H254V77H255ZM259 75V74H258ZM264 75V74H263ZM107 76V77H106ZM186 76H188V77H186ZM203 76V75H202ZM227 76H228V74L226 73V71H225V74H224V76H221L220 75V81H222V80H226V78H227ZM262 76V75H261ZM39 77V78H40ZM44 77V76H43ZM46 77V76H45ZM42 78V79H44V80H46L47 78ZM186 77V78H185ZM212 77V76H211ZM253 77V76H252ZM6 78V77H5ZM141 78V77H140ZM209 78V77H208ZM207 78V79H208ZM218 78V77H217ZM216 78V79H217ZM257 78H259V76L257 77ZM257 78H254V79H257ZM262 78V77H261ZM38 79V78H37ZM138 79V78H137ZM136 79V80H137ZM201 79V78H200ZM206 79V78H205ZM215 79V78H214ZM251 79V78H250ZM38 80H40V79H38ZM48 80H49V78H48ZM211 80V79H210ZM231 80V79H230ZM258 80V79H257ZM10 81H8V82H10ZM43 80H41V82H42ZM140 81H141V79H140ZM139 81V82H140ZM197 81V82H196ZM202 81H204V79L202 80ZM208 81V80H207ZM262 81H263V79H262ZM37 82H40V81H37ZM44 82V81H43ZM104 82V83H105ZM176 82H178V83H176ZM211 82V81H210ZM216 82H219V80L218 81H216ZM47 83H48V81H47ZM103 83V84H104ZM228 83V82H227ZM250 83V82H249ZM253 83V82H252ZM255 83V82H254ZM260 83V82H259ZM263 83V82H262ZM44 84V83H43ZM52 84H50V85H52ZM108 84V85H107ZM137 84V83H136ZM218 84V83H217ZM230 84V83H229ZM247 84V83H246ZM10 85H8V87H6L7 89L9 88V86ZM135 85V84H134ZM179 85V86H178ZM195 85V84H194ZM210 85V84H209ZM214 83H213V86H212V88L214 87ZM251 85V84H250ZM255 85V84H254ZM53 86V89H52V91L51 92H55V91H53V90H55V87ZM218 86V85H217ZM216 86V87H217ZM220 86V85H219ZM222 86V85H221ZM47 87V86H46ZM101 87V86H100ZM208 87V86H207ZM228 87H229V85H228ZM227 87V88H228ZM239 87H241V86H239ZM258 87H259V85H258ZM51 88V87H50ZM50 88H49V90H50ZM95 88V87H94ZM94 88L92 89V90H94ZM215 88V87H214ZM214 88L213 89H210V91H209V93L212 91L213 92V90H214ZM218 89H216V91L217 90H219V91H217L218 93H220V89H219V87H217ZM225 88V87H224ZM232 88V87H231ZM251 88V87H250ZM256 88L257 87H253L252 89H255L256 90ZM5 89V88H4ZM46 89V88H45ZM180 89V88H179ZM185 89V88H184ZM189 89V88H188ZM191 89V88H190ZM201 89H203V88H201ZM206 89V88H205ZM251 89V90H252ZM152 90V91H151ZM192 90V89H191ZM232 90V89H231ZM235 90V89H234ZM242 90V89H241ZM251 90H249L248 89V91H251ZM259 90H261L260 88H259ZM44 91H46V90H44ZM48 91V90H47ZM186 91H187V89H186ZM190 91V90H189ZM208 91V90H207ZM216 91H214V92H216ZM222 91V90H221ZM228 91H229V89H228ZM257 91V90H256ZM7 92V91H6ZM49 92V91H48ZM47 92V93H48ZM57 92V91H56ZM79 92V93H80ZM179 92V91H178ZM231 92V91H230ZM239 92V91H238ZM255 92V91H254ZM261 92V91H260ZM263 92H264V90H263ZM40 93H41V91H40ZM198 93V92H197ZM205 93V92H204ZM208 93V92H207ZM222 93V92H221ZM225 93V92H224ZM233 93V92H232ZM241 93H242V91H241ZM32 94V93H31ZM39 94V93H38ZM37 94V95H38ZM49 94V93H48ZM50 94H55V93H50ZM146 95L148 94V93H145ZM176 94V93H175ZM182 94V93H181ZM181 94H179V95H181ZM202 94V93H201ZM210 94H212V93H210ZM227 94V93H226ZM236 94V93H235ZM245 94V93H244ZM52 95H48V96H51V98L53 97ZM113 95H115V94H113ZM156 95H158V94H156ZM177 96H179L178 94H176ZM175 95V96H176ZM191 95V94H190ZM193 95V94H192ZM194 95H196V94H194ZM214 95H215V93H214ZM219 95V94H218ZM224 95V94H223ZM253 95V94H252ZM255 95V94H254ZM264 95V94H263ZM39 96V95H38ZM72 96V97H73ZM152 96H154V94L152 95ZM188 96V95H187ZM213 96V95H212ZM221 96V95H220ZM246 96V95H245ZM250 96V95H249ZM249 96H247V97H249ZM6 97V96H5ZM14 98H8V100L9 99H11L12 100V103H16V99H15V96H13ZM28 97V96H27ZM31 97V96H30ZM29 97V98H30ZM148 97H150V96H148ZM148 97H147V99H148ZM163 97V96H162ZM162 97H160V99H162ZM183 97V96H182ZM206 97V96H205ZM215 97V96H214ZM228 97V96H227ZM258 97V96H257ZM260 97V96H259ZM258 97V98H259ZM29 98H27V99H29ZM33 98V97H32ZM51 98L49 99V100H51ZM54 98V97H53ZM82 98H84V100L82 99ZM92 98H93V100H92ZM100 98V99H99ZM111 98V97H110ZM114 98V97H113ZM138 99H139V96L137 97ZM154 98H156V97H154ZM165 98V97H164ZM169 98L170 99H174V94H171L170 96H169ZM176 98V97H175ZM190 98V97H189ZM210 98V97H209ZM217 98H218V96H217ZM244 99H245V97H243ZM252 98V97H251ZM250 98V99H251ZM256 98V97H255ZM7 99V98H6ZM31 99V98H30ZM72 99V98H71ZM106 99H107V97H106ZM106 99H105V101H106ZM130 99V98H129ZM136 99V98H135ZM135 99H134V103H138L137 101H135ZM151 99V98H150ZM159 99V100H160ZM190 99H192V98H190ZM208 99V98H207ZM207 99L205 100V101H207ZM215 99V98H214ZM225 99V98H224ZM235 99V98H234ZM241 99V98H240ZM22 100H21V102H22ZM49 100H48V102H49ZM69 100H70V98H69ZM68 100V101H69ZM75 100V99H74ZM137 100V99H136ZM146 100V99H145ZM176 100V99H175ZM182 100V99H181ZM187 100H189L188 98H187ZM194 100V99H193ZM201 100H202V98H201ZM201 100H199V101H201ZM209 100V99H208ZM211 100V99H210ZM219 100V99H218ZM236 100V99H235ZM241 100H243V99H241ZM240 100V101H241ZM261 100V99H260ZM14 101V102H13ZM28 101V100H27ZM67 101V102H68ZM72 101H73V99H72ZM109 101V100H108ZM107 101V102H108ZM131 101V100H130ZM148 101H150V100H148ZM178 101V100H177ZM183 101V100H182ZM181 101V102H182ZM191 101V100H190ZM227 101V100H226ZM225 101V102H226ZM237 101H239V98H238V100ZM253 101V100H252ZM11 102V101H10ZM9 102V103H10ZM18 102V101H17ZM71 102V101H70ZM85 102H87V103H85ZM110 102V101H109ZM132 102H133V100H132ZM147 102V101H146ZM152 102V101H151ZM156 102V101H155ZM159 102V101H158ZM171 102H172V100H171ZM175 102V101H174ZM173 102V103H174ZM178 102H180V101H178ZM180 102V103H181ZM213 102V101H212ZM223 102V101H222ZM232 102H234L233 100H232ZM231 102V103H232ZM236 102V101H235ZM257 102V101H256ZM30 102L28 101V104H29ZM76 103V104H77ZM142 103V102H141ZM153 103V102H152ZM214 103V102H213ZM230 103V104H231ZM1 104V103H0ZM27 104V105H28ZM75 104V103H74ZM145 104V103H144ZM151 104V103H150ZM193 104V103H192ZM207 104V103H206ZM205 104V105H206ZM217 104V103H216ZM234 104V103H233ZM245 104V103H244ZM2 105V104H1ZM0 105V106H1ZM30 105V104H29ZM138 105V104H137ZM159 105V104H158ZM170 105V104H169ZM177 105V104H176ZM180 105V104H179ZM189 105V104H188ZM222 105V104H221ZM236 105H240V104H236ZM235 105V106H236ZM246 106H247V103L245 104ZM259 104H257V106H258ZM11 106V105H10ZM78 107H79V105H77ZM115 106V107H116ZM151 106V105H150ZM157 106V105H156ZM178 106V105H177ZM197 106H198V104H197ZM226 106V105H225ZM227 106H228V104H227ZM230 106V105H229ZM243 106V105H242ZM245 106V107H246ZM248 106H251V105H248ZM260 106V105H259ZM12 107V106H11ZM30 107H31V105H30ZM46 107V106H45ZM96 107V106H95ZM148 107H149V105H148ZM162 107L164 108V106H162V104H161V109H162ZM173 107H176V106H173ZM208 107V106H207ZM210 107V106H209ZM153 107H151V109H152ZM157 108V107H156ZM159 108H160V105H159ZM165 108L167 109V107L165 106ZM170 108V107H169ZM181 108V107H180ZM188 108V107H187ZM186 108V109H187ZM190 108V107H189ZM213 108V107H212ZM214 108H216V107H214ZM219 108H221V107H218V109ZM223 108V107H222ZM253 108V107H252ZM13 109H14V106H13ZM12 109V110H13ZM138 109H139V107H138ZM149 109V108H148ZM158 109V108H157ZM196 109H199V108H196ZM201 109V108H200ZM217 109V110H218ZM31 110H32V108H31ZM30 110V111H31ZM144 110V109H143ZM156 110V109H155ZM159 110V109H158ZM173 110V109H172ZM171 110V111H172ZM183 109L181 108V111H182ZM193 110H195V109H193ZM204 110V109H203ZM206 110V109H205ZM14 111V110H13ZM136 111V110H135ZM140 111V110H139ZM138 111V112H139ZM171 111H169V112H171ZM175 111V110H174ZM187 111V110H186ZM198 111V110H197ZM202 111V110H201ZM211 111V110H210ZM213 111V110H212ZM32 112V111H31ZM30 112V113H31ZM69 112V111H68ZM72 112H73V110H72ZM142 112V111H141ZM150 112V111H149ZM152 112V111H151ZM158 112V111H157ZM191 112H192V110H191ZM259 112V111H258ZM56 113H58L57 111H56ZM55 113V114H56ZM70 114H71V111L69 112ZM69 113H68V115H69ZM87 113V112H86ZM85 113V114H86ZM145 113H147V112H145ZM162 113H164V112H162ZM177 113V112H176ZM200 113H202V112H200ZM234 113V112H233ZM247 113V112H246ZM260 113V112H259ZM32 114V113H31ZM64 114V113H63ZM84 114V115H85ZM140 114V113H139ZM138 114V115H139ZM180 114V113H179ZM183 114V112H181V115ZM198 114V113H197ZM212 114V113H211ZM26 115H28V113L26 114ZM33 115V114H32ZM87 115V114H86ZM155 115V114H154ZM177 115V114H176ZM175 115V116H176ZM194 115H196V113L194 114ZM206 115V114H205ZM62 116V115H61ZM66 116V115H65ZM64 116V117H65ZM156 116H158V115H156ZM187 116V115H186ZM229 116V115H228ZM58 117V116H57ZM137 117V116H136ZM141 117V116H140ZM191 117V116H190ZM196 117V116H195ZM199 117V116H198ZM240 117V116H239ZM259 117V116H258ZM262 117V116H261ZM260 117V118H261ZM61 118V117H60ZM92 118V117H91ZM94 118V117H93ZM178 118H179V116H178ZM178 118L176 119L175 118V120H177V122L178 121H182V120H184V119H182L181 120V117H180V119L178 120ZM184 118V117H183ZM262 118H264V117H262ZM54 119V118H53ZM56 119V118H55ZM62 119H63V117H62ZM120 119H121V121H120ZM139 119H142V118H139ZM161 119V118H160ZM160 119L158 118V117H151L150 118V120H149V122H148V124L149 125H151V126H154L157 122L159 123V121H160ZM197 119V118H196ZM27 120H28V122L30 123V121H33V123H34V120H35V123H36V119H35V117H34V115L33 116H28V118H27ZM49 120V119H48ZM50 120H52V119H50ZM49 120V121H50ZM113 120V121H114ZM188 120H189V118H188ZM213 120V119H212ZM254 120V119H253ZM258 120V119H257ZM54 121V123H55V120H53ZM135 121V120H134ZM138 121V120H137ZM163 121V120H162ZM239 121V120H238ZM22 122V121H21ZM24 122V121H23ZM131 122V121H130ZM176 122V123H177ZM188 122V121H187ZM227 122H229V121H227ZM240 122H241V120H240ZM247 122V121H246ZM251 122V121H250ZM253 122V121H252ZM25 123L27 124V121H25ZM126 123H124V124H126ZM132 123V122H131ZM157 123V124H158ZM175 123V122H174ZM225 123V122H224ZM243 123H244V121H243ZM259 123V122H258ZM19 125H17L18 127H19V132H18V137H17V139H15L14 138V140H16V148L14 149V148H8L7 147V143H5L4 145H2V147L0 148V151H2L3 153L1 154L0 153V155H1V157H2V159H3V161H4V159L7 157V160L8 159H11V158H14L15 156L18 158L17 160H18V162H19V158H20V163L22 164V163H26V162H30V163H32L33 165H35V166H37L38 167V165H44L45 167H46V165H48L49 163H53L54 161H53V159L52 158H54L55 156H53V155H51L50 153H48L45 149H47L48 148V145H47V142H45V143H43L41 146H40V150L41 149H43V151L41 152V153H37L38 152V148H36V147H38V146H36V144L34 145V146H32V143H34L35 141H37L36 140V138H38V137H40V136H42V130H40V128H39V126H38V124L35 126L36 128L34 129H32V130H28V131H26V133H24V134H22V131L24 130V128L22 129V127H25V125L24 124H21V123H18ZM121 124V123H120ZM123 124V125H124ZM214 124H216V123H214ZM247 124V123H246ZM34 125V124H33ZM52 125V124H51ZM112 125V124H111ZM123 125H122V127H123ZM127 125V124H126ZM176 125V124H175ZM179 125H180V122H179ZM206 125V124H205ZM204 125V126H205ZM207 125H209V124H207ZM220 125V124H219ZM224 125V124H223ZM237 126L239 125L240 127L238 128V129H236V126L235 127H233L232 125H231V127H230V129L228 128V127H226V128H228L229 130H231L232 128H233V130H235L236 129V132L235 133H239V134H236V135H234V133H231L230 131L229 132H227L228 131V129H227V131H226V133L224 132V134H227V135H234V137H240L241 135H242V132H244V131H246V129H247V131H249V130H251L252 128H249V126L247 127V126H245L244 124H241V123H239V124H236ZM56 126V125H55ZM108 125H104V123L103 124H100V128H98V129H101V127H103L104 128V130H105V128L107 127ZM119 126V125H118ZM174 126V125H173ZM218 126V125H217ZM254 126V125H253ZM257 126V125H256ZM28 127H30V126H28ZM97 127V126H96ZM114 127V126H113ZM114 127V128H115ZM119 127H121V126H119ZM118 127V128H119ZM211 127V126H210ZM219 127V126H218ZM12 128V127H11ZM16 128V127H15ZM50 128H52L51 126H50ZM117 127L115 128V129H118ZM124 128V127H123ZM168 128V127H167ZM203 128V127H202ZM207 128V127H206ZM225 128V127H224ZM235 128V129H234ZM17 129V128H16ZM15 129V130H16ZM27 129V128H26ZM29 129V128H28ZM53 129V128H52ZM96 129V128H95ZM152 130H153V127L151 128ZM191 129V128H190ZM208 129V128H207ZM210 129V128H209ZM211 129H212V131H214L213 129H215L214 128V126H212L211 127ZM210 129V130H211ZM217 129V128H216ZM255 129H257V128H255ZM13 130V129H12ZM11 130V131H12ZM92 130V129H91ZM199 132H200V130L199 129H197ZM203 130H205L204 128H203ZM209 130V131H210ZM17 131V130H16ZM54 131V130H53ZM101 131V130H100ZM99 131V132H100ZM111 131V130H110ZM151 131V130H150ZM165 131V130H164ZM206 131V130H205ZM15 132V131H14ZM55 132H56V134L58 133V130L56 131L55 130ZM62 132V131H61ZM89 132V131H88ZM103 132V131H102ZM101 132V133H102ZM109 131H107V133H108ZM153 132V131H152ZM175 132V131H174ZM211 132V131H210ZM233 132V131H232ZM97 133V132H96ZM107 133H106V135H107ZM112 134H113V132H111ZM110 133V134H111ZM157 133V132H156ZM159 133V132H158ZM193 133V132H192ZM197 133V131H194V134H192L193 136L195 135ZM12 134H13V132H12ZM16 134H17V132H16ZM20 134V135H19ZM88 134V135H87ZM102 134H105L104 132L102 133ZM109 134V136H111ZM204 134V133H203ZM256 134V133H255ZM260 134V133H259ZM11 135V134H10ZM59 135H61V133L59 134ZM85 135V134H84ZM98 135V134H97ZM97 135L95 134V132H89V133H86V136H87V139L90 137V139H91V137L93 138V136L95 137H97ZM113 135H115V134H113ZM112 135V136H113ZM150 135V134H149ZM198 135V134H197ZM208 135H209V133H208ZM227 135H225L226 137H227ZM257 135V134H256ZM20 136V137H19ZM58 136V135H57ZM62 136H63V133H62ZM62 136H60L61 138H63ZM85 136V137H86ZM89 136V137H88ZM100 136H102V135H100ZM169 136V135H168ZM190 136V135H189ZM188 136V137H189ZM213 136V135H212ZM216 136H218V134L216 135ZM219 136H220V134H219ZM248 136V135H247ZM264 136V135H263ZM14 137V136H13ZM16 137V136H15ZM84 137V138H85ZM95 137V138H96ZM104 137H106L105 135H104ZM177 137V136H176ZM185 137H186V134H185ZM196 137V136H195ZM221 137V136H220ZM223 137V136H222ZM221 137V138H222ZM255 137V136H254ZM257 137V136H256ZM255 137V138H256ZM4 138V137H3ZM9 138V137H8ZM11 138V137H10ZM58 138V140H59V137H57ZM99 138V137H98ZM97 138V139H98ZM109 138V137H108ZM165 138V137H164ZM178 138V137H177ZM184 138V137H183ZM187 138V137H186ZM191 138V137H190ZM202 138V137H201ZM219 138V137H218ZM248 138V137H247ZM260 138V135H259V137H258V139ZM5 139V138H4ZM11 139H13V138H11ZM10 139V140H11ZM72 139V138H71ZM76 139V138H75ZM87 139H85V140H87ZM89 139V140H90ZM174 139V138H173ZM208 139V138H207ZM210 139V138H209ZM225 139H227V138H225ZM231 139V138H230ZM252 139V138H251ZM9 140V141H10ZM33 140V141H32ZM64 140V139H63ZM77 140V139H76ZM83 140V139H82ZM93 140V139H92ZM179 140H180V138H179ZM183 140V139H182ZM261 140V139H260ZM75 141V140H74ZM79 141H80V139H79ZM79 141H77V143H75V142H73L74 144H78V142ZM93 141H95V140H93ZM208 141V140H207ZM225 141V140H224ZM227 141H228V139H227ZM235 141H236V139H235ZM254 141H255V139H254ZM262 141V140H261ZM5 142H6V140H5ZM13 142V141H12ZM32 142V143H31ZM70 142V141H69ZM85 142V141H84ZM87 142V141H86ZM85 142V143H86ZM174 142V141H173ZM172 142V143H173ZM212 142V141H211ZM234 142V141H233ZM259 142V141H258ZM258 142L256 143V144H258ZM67 143V142H66ZM65 143V144H66ZM71 143V142H70ZM83 145L85 144V143H83V142H81ZM93 143V142H92ZM91 143V145H93ZM183 143V142H182ZM202 143V142H201ZM209 143V142H208ZM236 143V142H235ZM62 144H63V142H62ZM72 144V143H71ZM96 144V143H95ZM159 144V143H158ZM163 144V143H162ZM199 144V143H198ZM233 144V143H232ZM237 144H239V143H237ZM8 145H9V143H8ZM64 145V144H63ZM69 145V144H68ZM73 145V144H72ZM78 145H80V143L78 144ZM78 145L77 146H75V147H78ZM91 145H90V150H91ZM167 145V144H166ZM170 145V144H169ZM181 145V144H180ZM213 145V144H212ZM241 145V144H240ZM259 145V144H258ZM0 146H1V144H0ZM85 146V145H84ZM163 146V145H162ZM172 146V145H171ZM176 147V144L175 145H173V147ZM202 147L204 146V145H201ZM247 145H245V147H246ZM250 146V145H249ZM81 147V146H80ZM80 147H78L79 149H80ZM93 147H94V145H93ZM170 147V146H169ZM168 147V148H169ZM188 147V146H187ZM205 147V146H204ZM236 147H238V146H236ZM240 147V146H239ZM251 147H252V145H251ZM89 148V147H88ZM219 148V147H218ZM225 148H227V147H225ZM246 148H248V147H246ZM250 148V147H249ZM54 149V148H53ZM61 149V148H60ZM78 149V150H79ZM86 149V148H85ZM171 149V148H170ZM170 149H168V151L170 150ZM236 149V148H235ZM235 149H232V150H235ZM243 149V148H242ZM62 150V149H61ZM75 150H77V149H75ZM74 150V151H75ZM82 150H84V149H82ZM87 150V149H86ZM85 150V151H86ZM186 150V149H185ZM189 150V149H188ZM196 150V149H195ZM239 150V149H238ZM92 151V150H91ZM90 151V152H91ZM193 151H194V149H193ZM198 151V150H197ZM206 151H207V149H206ZM217 151V150H216ZM237 151V150H236ZM242 153H243V150H240ZM55 152V151H54ZM83 152V151H82ZM87 152V151H86ZM175 152V151H174ZM173 152V153H174ZM203 152V151H202ZM222 152V151H221ZM228 152H230L229 150H227V153ZM232 152V151H231ZM239 152V151H238ZM240 152V155L242 154ZM246 152V151H245ZM260 152V151H259ZM62 153V152H61ZM169 153H172V151L170 152L169 151ZM187 153V152H186ZM201 153V152H200ZM216 153V152H215ZM226 153V154H227ZM257 153V152H256ZM161 154V153H160ZM226 154H224V155H226ZM233 154H235V153H233ZM239 154V153H238ZM67 155V154H66ZM158 155H159V153H158ZM163 155V154H162ZM180 155V154H179ZM206 155V154H205ZM217 155H219V154H217ZM228 155V154H227ZM263 155V154H262ZM166 156H168V155H166ZM175 156V155H174ZM193 156V155H192ZM198 156V155H197ZM196 156V157H197ZM208 156V155H207ZM230 156V155H229ZM229 156H227V157H229ZM238 156V155H237ZM255 156V155H254ZM257 156V155H256ZM259 156V155H258ZM5 157V158H4ZM69 157V156H68ZM155 157V156H154ZM153 157V158H154ZM157 157V156H156ZM173 157V156H172ZM182 157V156H181ZM200 157V156H199ZM202 157V156H201ZM213 157V156H212ZM218 157V156H217ZM231 157V156H230ZM233 157H234V155H233ZM240 157V156H239ZM242 157H243V154H242ZM262 157V156H261ZM163 158V157H162ZM165 158V157H164ZM163 158V159H164ZM171 158V157H170ZM179 158H180V156H179ZM179 158H177V159H179ZM225 158V157H224ZM254 158V157H253ZM90 159V158H89ZM152 159V158H151ZM167 159V158H166ZM221 159H223L222 157H221ZM237 159V158H236ZM250 159V158H249ZM16 160V161H17ZM150 160V159H149ZM159 160V159H158ZM172 160V159H171ZM213 160V159H212ZM220 160V159H219ZM225 160H226V158H225ZM233 160V159H232ZM243 160V159H242ZM253 160V159H252ZM256 160V159H255ZM258 160V159H257ZM9 161V160H8ZM15 161V160H14ZM14 161H12L13 163H15ZM60 161H61V159H60ZM210 161H211V159H210ZM221 161V160H220ZM231 161V160H230ZM229 161V162H230ZM235 161H237V160H234L233 162L235 163ZM2 162V161H1ZM11 162V163H12ZM90 162V161H89ZM152 162V161H151ZM180 162V161H179ZM196 162V161H195ZM217 162V161H216ZM228 162V163H229ZM241 162V161H240ZM239 162V163H240ZM253 162V161H252ZM10 163V162H9ZM40 163V164H39ZM187 163V162H186ZM189 163H191V162H188V164ZM200 163V162H199ZM203 163V162H202ZM210 163V162H209ZM214 163V162H213ZM231 163H232V161H231ZM239 163H236L237 165L236 166H238V164ZM243 163V162H242ZM248 163V162H247ZM2 164H4V162L2 163ZM6 165L8 164V163H5ZM29 163H27V165H28ZM63 164V163H62ZM86 164H87V162H86ZM91 164H93V163H91ZM90 164V165H91ZM146 164V163H145ZM144 164V165H145ZM167 164V163H166ZM185 164V163H184ZM198 164V163H197ZM205 164V163H204ZM227 164V163H226ZM233 164V163H232ZM5 165V168L7 167ZM25 165V164H24ZM143 165V164H142ZM151 165V164H150ZM157 165V164H156ZM191 165H193V164H191ZM191 165H190V167H191ZM207 165V164H206ZM224 165V164H223ZM10 166V165H9ZM18 166H20L19 164H18ZM26 166V165H25ZM48 166H50V165H48ZM93 166H95L94 164H93ZM129 166V165H128ZM127 166V167H128ZM146 166V165H145ZM159 166V165H158ZM177 166V165H176ZM194 166V165H193ZM205 166V165H204ZM203 166V167H204ZM246 166H247V164H246ZM245 166V167H246ZM30 167H31V165H30ZM32 167H34V166H32ZM44 167V168H45ZM63 167H64V170H65V173L66 174H68V175H61L60 173H59V171H57L58 169H56V167H54L55 169L54 170H52L53 171V175H52V173H49V174H47V175H45V174H43V175H45L46 176V182H45V185H48L49 187H52L53 189H55L56 191V193H57V197H59L60 199H62L63 198V196L65 195L64 194V192H67V190H69L68 188H67V182H66V177H71V178H75L74 180H76L77 178H76V176L78 175V171L77 170H81L82 168H84V158H83V156L79 153V152H77L76 154H74V155H72L71 157H69V158H67L66 159V161H65V164L63 165ZM99 167V166H98ZM189 167V168H190ZM195 167V166H194ZM209 167H210V165H209ZM226 167V166H225ZM248 167H250V166H248ZM23 168V167H22ZM35 169H36V167H34ZM124 168V167H123ZM131 168V167H130ZM133 168V167H132ZM227 168V167H226ZM236 168V167H235ZM253 168H254V166H253ZM259 168H261V167H259ZM13 169V168H12ZM14 169H15V167H14ZM13 169V170H14ZM51 169H53V168H51ZM62 169V168H61ZM97 169V168H96ZM192 169V168H191ZM222 169V168H221ZM242 169V168H241ZM247 170H248V168H246ZM3 170H5V169H3V168H1L0 167V204L2 205V207L0 208V264H43L42 262H44L43 261V257L45 256V255H42L40 252H37V249H38V245L39 244H41V243H43L42 241H36L35 242V238H33L31 241H27V240H22L21 238V233H26V232H32V233H34L35 234V236L37 237V236H39V235H41L43 238H45V239H52V240H54V236H56V234H57V232L58 231H60V229L62 228L61 227V223H62V221H60V220H57L56 222H54V223H50L51 222V220L54 218V217H56V216H58V214H57V209L59 208V206H63L64 205V203L63 202H61L60 204H59V206H57V204L56 203H50L49 202V198H48V203H50V204H47L46 206L44 205V207H41V206H38V204L40 203L38 200H36L37 202H39V203H37V202H35L34 203V201H33V203L34 204H32V203H30V201L31 200H34V198L33 199H31V200H29L30 198L28 197V198H22L21 200L19 199V198H17L16 197V194L17 193H15L14 192V189L12 190L13 192H10V191H8L7 189L5 190V182H4V179H3V177H2V173H3ZM16 170V169H15ZM39 170H40V168H39ZM43 170V169H42ZM46 170V169H45ZM45 170H44V172H45ZM153 170V169H152ZM172 170H173V168H172ZM228 170V169H227ZM231 170H233V169H231ZM12 171V170H11ZM38 171V170H37ZM36 171V172H37ZM134 171V170H133ZM132 171V172H133ZM236 171V170H235ZM241 171H243V170H241ZM40 172V173H39ZM47 173H48V170L46 171ZM82 172H83V169H82ZM81 172V173H82ZM86 172V173H85ZM131 172V173H132ZM136 172V171H135ZM134 172V173H135ZM137 172H138V170H137ZM146 172H148V170L146 171ZM186 172V171H185ZM202 172H204L205 173V171H202ZM212 172V171H211ZM37 173H39V174H36V176H37V178L36 179H38V176L40 177V174H42L43 172L42 171H38ZM80 173V174H81ZM84 173L86 174H84L85 175V177H84V179H85V181L86 180H92V179H94L95 177H96V171H95V169H93V168H86V171H84ZM98 173V172H97ZM183 173V172H182ZM217 173V172H216ZM222 173V172H221ZM35 174V173H34ZM169 175H170V173H168ZM172 174V173H171ZM188 174V173H187ZM215 173H213V175H214ZM220 174V173H219ZM6 175V174H5ZM101 175V174H100ZM138 175H139V172H138ZM158 175V174H157ZM210 175V174H209ZM223 175V174H222ZM9 176V175H8ZM81 176V175H80ZM141 176V175H140ZM177 176V175H176ZM188 176V175H187ZM199 176V175H198ZM215 176V175H214ZM225 176V175H224ZM223 176V177H224ZM229 176V175H228ZM242 176V175H241ZM253 176V175H252ZM10 177V176H9ZM43 177V176H42ZM98 177V176H97ZM96 177V178H97ZM142 177V176H141ZM146 177H148V175L146 176ZM145 177V178H146ZM163 177V176H162ZM179 177V176H178ZM191 177H192V175H191ZM219 177V176H218ZM226 177V176H225ZM8 178V177H7ZM6 178V179H7ZM41 178V177H40ZM39 178V179H40ZM78 178H79V176H78ZM106 178V177H105ZM140 178V177H139ZM142 178H144V177H142ZM150 178V177H149ZM156 178V177H155ZM177 178V177H176ZM234 178V177H233ZM239 178V177H238ZM34 179V178H33ZM41 179H44V178H41ZM80 179H81V177H80ZM133 179V178H132ZM148 179V178H147ZM152 179V178H151ZM169 179V178H168ZM220 179V178H219ZM222 179V178H221ZM70 180V179H69ZM79 180V179H78ZM82 180V179H81ZM97 180V179H96ZM102 180V179H101ZM106 180V179H105ZM143 180V179H142ZM155 180V179H154ZM164 180H166V179H164ZM205 180V179H204ZM39 181V180H38ZM45 181V180H44ZM68 181V180H67ZM93 181V180H92ZM120 181V180H119ZM134 181V180H133ZM137 181V180H136ZM168 180H166V182H167ZM183 181V180H182ZM191 181V180H190ZM194 181V180H193ZM206 181H207V179H206ZM76 182H77V180H76ZM84 182V181H83ZM123 182V181H122ZM131 182H132V180H131ZM138 182V181H137ZM154 182V181H153ZM160 182V181H159ZM181 182V181H180ZM226 182V181H225ZM261 182V181H260ZM13 183V182H12ZM90 183V182H89ZM92 183V182H91ZM99 183V182H98ZM120 183V182H119ZM125 183V182H124ZM150 183H152V182H150ZM163 183V182H162ZM168 183V182H167ZM183 183V182H182ZM185 183H187V181L185 182ZM196 183H199V182H196ZM196 183H194V182H190L189 184H187V186L185 187V190H194L195 188H197V187H195V185H197ZM219 183V182H218ZM235 183V182H234ZM244 183V182H243ZM242 183V184H243ZM87 184V183H86ZM100 184V183H99ZM144 184V183H143ZM158 184V183H157ZM233 184V183H232ZM241 184V183H240ZM11 185V184H10ZM13 185V184H12ZM72 185V184H71ZM110 185H111V183H110ZM115 185V184H114ZM165 185H167V184H165ZM180 185V184H179ZM182 185V184H181ZM205 185V184H204ZM236 185V184H235ZM234 185V186H235ZM245 185V184H244ZM263 185V184H262ZM85 186V185H84ZM93 186V185H92ZM172 186H174V185H172ZM208 186V185H207ZM211 186H213V184L211 185ZM223 186V185H222ZM13 187V186H12ZM47 187V186H46ZM45 186H44V188H46ZM105 187V186H104ZM107 187V186H106ZM109 187V186H108ZM115 187H116V185H115ZM122 187V186H121ZM156 187H157V185H156ZM156 187H153V186H150L149 188H146V186H141V184H140V189H138L139 188V185H138V188H136V186H135V188H130L131 190H128L127 188H125L126 190H128V191H126L125 189H121L120 187H117V188H115V189H113L112 191H107V193H105L104 194V192H103V194H104V197H103V199L102 200H104L103 202H106V203H104V205H106V207L107 208H109L108 210H110V211H121V210H124V212H125V209L124 208H126V207H130L131 209H133L131 206H135L136 204H138V203H144V201L145 200H147L151 195H153V194H156L158 191L155 189ZM214 187H216V186H214ZM244 187V186H243ZM14 188V187H13ZM16 188V187H15ZM48 188V187H47ZM158 188V187H157ZM169 188V187H168ZM182 188V187H181ZM194 188V189H193ZM236 188V187H235ZM17 189V188H16ZM19 189V188H18ZM102 189V188H101ZM100 189V190H101ZM109 189H112V187H110V188H108V189H106V190H109ZM184 189V188H183ZM223 189H225V188H223ZM244 189H245V187H244ZM3 190V191H2ZM37 190V189H36ZM58 190H60V192L58 191ZM256 190V189H255ZM38 191V190H37ZM45 191V190H44ZM50 191H51V189H50ZM70 191H72L71 189H70ZM69 191V192H70ZM93 191V190H92ZM103 191V190H102ZM160 191V190H159ZM213 191V190H212ZM225 191L226 190H224V193H225ZM228 191V190H227ZM17 192V191H16ZM41 192V191H40ZM48 192V191H47ZM100 192V191H99ZM215 192V191H214ZM233 192L234 191H230V189H229V191H228V193L229 194H232L233 195ZM34 193H36V192H34ZM185 193H187V192H185ZM216 193V192H215ZM219 193V192H218ZM227 193V192H226ZM33 194V193H32ZM38 194H41V193H38ZM46 194V193H45ZM64 194V195H63ZM71 194H73V193H71ZM70 194V195H71ZM94 194V193H93ZM158 194V193H157ZM217 194V193H216ZM220 194H221V192H220ZM253 194V193H252ZM20 195V194H19ZM18 195V196H19ZM37 195V194H36ZM44 195V194H43ZM63 195V196H62ZM67 195V194H66ZM97 195V194H96ZM247 195V194H246ZM257 195V194H256ZM40 196V195H39ZM55 196H56V194H55ZM94 196V195H93ZM99 196V195H98ZM101 196V195H100ZM164 196V195H163ZM172 196V195H171ZM182 196V195H181ZM185 196V195H184ZM194 196V195H193ZM203 196V195H202ZM201 196V197H202ZM251 196V195H250ZM255 196V195H254ZM50 197V196H49ZM57 197H55V199L57 198ZM66 197H68V198H70V196H66ZM252 197V196H251ZM97 198V197H96ZM195 198V197H194ZM213 198H215V197H213ZM212 198V199H213ZM36 199H39L40 200V198H36ZM70 199H72V198H70ZM69 199V200H70ZM150 199V198H149ZM156 199V198H155ZM154 199V200H155ZM211 199V198H210ZM219 199V198H218ZM54 200V199H53ZM95 200V199H94ZM101 200V201H102ZM183 200V199H182ZM203 200V199H202ZM231 200V199H230ZM41 201V200H40ZM46 201V200H45ZM51 201V200H50ZM67 201V200H66ZM93 201V200H92ZM181 201V200H180ZM191 201V200H190ZM197 201V200H196ZM213 201V200H212ZM211 201V202H212ZM250 201V200H249ZM68 202V201H67ZM100 202V201H99ZM201 202H203V201H201ZM219 202V201H218ZM248 202V201H247ZM141 203H140V205H141ZM158 203H160V201L158 202ZM180 203V202H179ZM199 203V202H198ZM45 204V203H44ZM69 204V203H68ZM92 204V203H91ZM98 204V203H97ZM100 204V203H99ZM98 204V205H99ZM149 204V203H148ZM156 204V203H155ZM162 204V203H161ZM190 204H192V203H190ZM230 204V203H229ZM241 204V203H240ZM259 204H260V202H259ZM0 205V206H1ZM74 205V204H73ZM97 205V206H98ZM102 205V204H101ZM157 205V204H156ZM177 205V204H176ZM71 207H72V205H70ZM77 206V205H76ZM97 206H96V208H97ZM103 206V205H102ZM155 206V205H154ZM160 206V205H159ZM65 207V206H64ZM71 207H69V210H70V212H74V211H71V210H73V209H71ZM92 207V206H91ZM100 207V206H99ZM98 207V208H99ZM105 207V208H106ZM248 207V206H247ZM250 207V206H249ZM259 207V206H258ZM261 207V206H260ZM89 208V207H88ZM101 209H102V207H100ZM107 208H106V210H107ZM130 208H128V209H130ZM148 208V207H147ZM164 208V207H163ZM173 208V207H172ZM101 209H100V211H101ZM239 209V208H238ZM64 210H65V208H64ZM87 210V209H86ZM96 210V209H95ZM99 210V209H98ZM103 210V209H102ZM154 210V209H153ZM165 210V209H164ZM181 210V209H180ZM251 210V209H250ZM253 210V209H252ZM62 211V210H61ZM66 211V210H65ZM105 211V210H104ZM130 211V210H129ZM190 211V210H189ZM231 211V210H230ZM238 211H240V210H238ZM63 212V211H62ZM102 212V211H101ZM147 212V211H146ZM206 212V211H205ZM59 213H60V211H59ZM68 213V212H67ZM106 213V215L108 214V213H110V212H105ZM113 213V212H112ZM239 213V212H238ZM242 213V212H241ZM63 214V213H62ZM69 214V213H68ZM68 214L66 215V216H68ZM71 214V213H70ZM73 214V213H72ZM71 214V215H72ZM95 214V213H94ZM111 214V213H110ZM187 214V213H186ZM189 214V213H188ZM198 214V213H197ZM252 214V213H251ZM60 215V214H59ZM79 213H78V215H74L75 216V218L78 216L79 217ZM103 215H105L104 213H103ZM103 215L101 216L100 215V217H103ZM112 216H114L113 214H111ZM245 215V214H244ZM70 216V215H69ZM68 216V217H69ZM73 216V215H72ZM71 216V217H72ZM118 216V215H117ZM146 216V215H145ZM148 216V215H147ZM215 216V215H214ZM237 216V215H236ZM253 216H255V214H253ZM257 216V215H256ZM59 217V216H58ZM201 217V216H200ZM225 217H227V216H225ZM74 218V217H73ZM73 218H69L70 220H72ZM75 218L73 219V220H75ZM106 218V217H105ZM114 218V217H113ZM139 218V217H138ZM149 218V217H148ZM239 218V217H238ZM79 219V218H78ZM77 218H76V220H78ZM87 219V218H86ZM101 219V218H100ZM107 219V218H106ZM147 219V218H146ZM150 219V218H149ZM209 219V218H208ZM207 219V220H208ZM214 219V218H213ZM242 219V218H241ZM253 219V218H252ZM55 220V219H54ZM81 220H83V219H81ZM80 220V221H81ZM167 220V219H166ZM244 220V219H243ZM53 221V220H52ZM140 221V220H139ZM146 221V220H145ZM202 221V220H201ZM59 222H61V223H59ZM64 222V221H63ZM68 222H69V220H68ZM72 222V221H71ZM74 222V221H73ZM89 222V221H88ZM216 222V221H215ZM232 222H234V221H232ZM245 222V221H244ZM67 223V222H66ZM209 223V222H208ZM216 223H218V222H216ZM238 223V222H237ZM246 223H248V222H246ZM253 223H254V220H253ZM65 224V223H64ZM70 224V223H69ZM68 224V225H69ZM75 224V223H74ZM78 224V223H77ZM158 224V223H157ZM156 224V225H157ZM215 224V223H214ZM221 224V223H220ZM244 224V223H243ZM249 224V223H248ZM67 225V224H66ZM71 225V224H70ZM162 225V224H161ZM166 225V224H165ZM242 225V224H241ZM254 225V224H253ZM62 226L63 227H65V225H63L62 224ZM80 225H78L77 227H79ZM82 226H83V223H82ZM245 226V225H244ZM73 227V226H72ZM218 227V226H217ZM224 227V226H223ZM239 227V226H238ZM256 227V226H255ZM129 228V227H128ZM144 228V227H143ZM205 228V227H204ZM247 228V227H246ZM64 229V228H63ZM67 229H69V228H67ZM72 229V228H71ZM87 229V228H86ZM212 229V227L211 228H208L207 230H211ZM226 229V228H225ZM257 229V228H256ZM259 229V228H258ZM139 230V229H138ZM213 230V229H212ZM221 230V229H220ZM64 231V230H63ZM67 231V230H66ZM72 231H73V229H72ZM78 230H76L75 232H77ZM83 231V230H82ZM86 231V230H85ZM222 231V230H221ZM81 232V231H80ZM209 232V231H208ZM211 232V231H210ZM229 232V231H228ZM243 229H238V228H235V229H232V231H230V236H232V238H234V239H237V238H240L241 237V235H243ZM65 233V232H64ZM72 233V232H71ZM70 233V234H71ZM86 233V232H85ZM138 233V232H137ZM137 233H136V235H137ZM206 233V232H205ZM59 235H60V233H58ZM57 234V235H58ZM61 234H62V231H61ZM129 234V233H128ZM220 234H223V233H221L220 232ZM257 234V233H256ZM24 235V234H23ZM30 235H31V233H30ZM64 235V234H63ZM136 235H133V236H131L130 238H128L129 240H127L126 242H123V241H125V240H123L122 241V243H121V248H125V249H127L126 250V252L128 251L129 252V250H132L133 249V251H134V247H135V250H137V249H139L140 250V248L142 249V247H144V246H142V245H140V248H138V245L142 242V239L141 240H139L140 238H141V236H140V238L139 237H137ZM207 235V234H206ZM259 235V234H258ZM28 236V235H27ZM80 236V235H79ZM212 236V235H211ZM215 236V235H214ZM217 236V235H216ZM215 236V237H216ZM244 236H246V235H244ZM253 236V235H252ZM24 237V236H23ZM61 237H63V236H60V238ZM67 237H69V236H67ZM75 237H77V236H75ZM203 237V236H202ZM207 237V236H206ZM214 237V238H215ZM31 238V237H30ZM56 238H58L57 236H56ZM221 238H224V239H219V241H217L218 243H221L220 245H222L223 243H224V241L226 240V238H227V234H223L222 236H221ZM28 239V238H27ZM63 239V238H62ZM70 239V238H69ZM146 239V238H145ZM149 239V238H148ZM212 239H213V237H212ZM231 239V238H230ZM66 240V239H65ZM75 240V239H74ZM59 241V240H58ZM78 241V240H77ZM139 241H140V243H139ZM229 241V240H228ZM253 241V240H252ZM255 241V240H254ZM63 242V241H62ZM207 242V241H206ZM231 242V241H230ZM234 242H235V240H234ZM233 242V243H234ZM44 243H46V242H44ZM70 243V242H69ZM89 243V242H88ZM143 243V242H142ZM197 243H199V242H197ZM205 243V242H204ZM241 243V242H240ZM59 244V243H58ZM65 244V243H64ZM75 244V243H74ZM73 244V245H74ZM138 244V245H137ZM206 244V243H205ZM228 244V243H227ZM253 244V243H252ZM87 245V244H86ZM143 245H145V244H143ZM255 245V244H254ZM224 246V245H223ZM223 246H221V248L223 247ZM246 246V245H245ZM256 246V245H255ZM89 247V246H88ZM219 247V246H218ZM249 247V246H248ZM92 248V247H91ZM120 248V249H121ZM201 248H202V246H201ZM205 249H206V247H204ZM233 248V247H232ZM120 249L118 248L117 250H119V252H120ZM125 249H124V251H125ZM209 249H211L210 247L207 249V250H209ZM213 250H211V251H207L206 253H204V259H210V256L212 257V254H213V257L215 256V262L217 263V261H219L217 264H226L227 262L228 263H230L229 261H231L232 259H233V257L235 256V255H237L235 252H237L238 250H232V251H229V252H226L227 250L226 249H224V250H226L225 252H223V253H225V254H221L222 256L221 257H218V255L217 254H220V252L221 251H219L220 249H218L217 248V246L215 245V247L214 248H212ZM227 249H230V247L229 248H227ZM245 249V248H244ZM257 249H258V247H257ZM68 250V249H67ZM123 250V249H122ZM223 250V249H222ZM53 251V250H52ZM88 251V250H87ZM90 251H91V249H90ZM132 251V252H133ZM205 251V250H204ZM257 251V250H256ZM85 252V251H84ZM118 252V251H117ZM188 252V251H187ZM77 253V252H76ZM90 253V252H89ZM141 253V252H140ZM162 253V252H161ZM169 253V252H168ZM171 253V252H170ZM179 253V252H178ZM181 253V252H180ZM185 253V252H184ZM183 253V254H184ZM92 254V253H91ZM91 254H90V256H91ZM129 253H127V255H128ZM132 254V253H131ZM137 254V253H136ZM135 254V255H136ZM142 254V253H141ZM140 254V255H141ZM145 254V253H144ZM158 254V253H157ZM200 254V253H199ZM93 255V254H92ZM125 255V254H124ZM264 255V254H263ZM76 256V255H75ZM114 256V255H113ZM112 256V257H113ZM123 256V255H122ZM137 256V255H136ZM142 256V255H141ZM150 256V255H149ZM153 256V255H152ZM158 256V255H157ZM167 256V255H166ZM178 256V255H177ZM183 256V255H182ZM197 256V255H196ZM220 256V255H219ZM48 257V256H47ZM59 257V256H58ZM79 257V256H78ZM128 257V256H127ZM164 257V256H163ZM173 257V256H172ZM181 257V256H180ZM187 257V256H186ZM189 257V256H188ZM187 257V258H188ZM212 257V258H213ZM80 258V257H79ZM125 258V257H124ZM131 258V257H130ZM156 258V257H155ZM169 258H171V256L169 257ZM174 258V257H173ZM178 258V257H177ZM200 258H201V256H200ZM221 258V259H220ZM235 258V257H234ZM51 259V258H50ZM49 259V260H50ZM132 259V258H131ZM176 259V258H175ZM65 260H66V262H65V264L67 263V264H70V263H72L73 262V260H75V257L74 256H72V254L71 255H69V254H67V256H66V258H65ZM124 260V259H123ZM128 260V259H127ZM159 260H161V258L159 259ZM162 260H163V258H162ZM168 260V259H167ZM166 260V261H167ZM177 260V259H176ZM180 260V259H179ZM189 261H191L190 259H188ZM198 260V259H197ZM63 261V260H62ZM126 261V260H125ZM157 261V260H156ZM165 261V262H166ZM168 261H170V260H168ZM193 261V260H192ZM191 261V262H192ZM203 261V260H202ZM202 261H201V263H202ZM214 261V260H213ZM243 261H245V260H243ZM51 262V261H50ZM77 262V261H76ZM129 262V261H128ZM164 262V263H165ZM179 262V261H178ZM181 262V261H180ZM194 262V261H193ZM205 262V261H204ZM207 262V261H206ZM240 262V263H239ZM58 263V262H57ZM78 263V262H77ZM126 263V262H125ZM150 263V262H149ZM157 263V262H156ZM162 263V262H161ZM185 263V262H184ZM183 263V264H184ZM190 263V262H189ZM238 263L239 264H245V262L244 263H241V260L240 261H238ZM237 263V264H238ZM73 264V263H72ZM82 264V263H81ZM178 264V263H177ZM188 264V263H187ZM191 264V263H190ZM230 264H235V263H230ZM246 264H252V263H247L246 262ZM254 264H255V262H254ZM256 264H264L263 262H261V263H259V262H257Z\"/></svg>","mask_w":264,"mask_h":264}]
</instances>
